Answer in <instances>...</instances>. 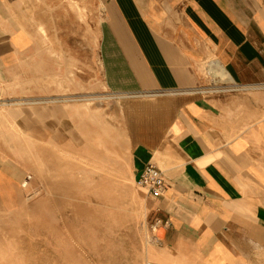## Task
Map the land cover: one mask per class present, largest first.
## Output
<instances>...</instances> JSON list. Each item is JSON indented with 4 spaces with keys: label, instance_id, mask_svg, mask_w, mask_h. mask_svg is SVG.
Wrapping results in <instances>:
<instances>
[{
    "label": "crops",
    "instance_id": "crops-1",
    "mask_svg": "<svg viewBox=\"0 0 264 264\" xmlns=\"http://www.w3.org/2000/svg\"><path fill=\"white\" fill-rule=\"evenodd\" d=\"M79 1L100 9L106 86L166 93L128 109L129 118L152 110L158 120L155 140L136 146L133 176L149 161L164 171L163 194L147 191L145 203L154 217L170 220L165 241L180 251L193 247L205 264L256 255L264 249V0ZM27 3L0 0V91L22 75L20 63L34 49ZM213 61L231 83L209 79L204 68ZM14 165L0 154L4 196L17 181Z\"/></svg>",
    "mask_w": 264,
    "mask_h": 264
},
{
    "label": "rangeland",
    "instance_id": "rangeland-1",
    "mask_svg": "<svg viewBox=\"0 0 264 264\" xmlns=\"http://www.w3.org/2000/svg\"><path fill=\"white\" fill-rule=\"evenodd\" d=\"M45 1L41 6V0H28L24 19L31 25L34 49L20 63L25 73L0 91V154L15 164L17 176L7 196L0 192V264H121L115 259L117 237L109 238L106 229L117 227L112 216H121L125 207L116 183L141 206L145 264H205L193 247H171L165 228L152 227L155 217L143 205L147 189L133 176L136 146L155 140L158 120L152 110L129 118L128 103L166 93L111 91L99 63V7L79 0H63L62 6ZM208 66L204 72L211 81L231 83L209 73ZM102 181L108 192L98 197L93 186ZM103 234L109 239L100 240ZM158 239L162 246L155 244ZM263 260L264 249L258 248L235 264Z\"/></svg>",
    "mask_w": 264,
    "mask_h": 264
},
{
    "label": "bare ground",
    "instance_id": "bare-ground-1",
    "mask_svg": "<svg viewBox=\"0 0 264 264\" xmlns=\"http://www.w3.org/2000/svg\"><path fill=\"white\" fill-rule=\"evenodd\" d=\"M43 25V24H42ZM42 30L44 29L46 31L45 26H41ZM46 36L48 37V34L46 33ZM102 57V56H101ZM101 57L99 54V63L100 65L102 64L101 62ZM104 67V66H103ZM209 71L211 72V74H213L214 76H222L223 79H227V78H232L230 73L227 71V69L219 62H211L209 64ZM80 70V69H79ZM87 73V72H86ZM240 89H246V87L244 88H240ZM236 90H239L236 88ZM249 97V96H248ZM102 99V98H101ZM247 100V99H246ZM44 101V100H43ZM94 101V100H93ZM247 106H252V104H250L251 102L247 100ZM130 105V103H129ZM128 105V109L130 108V106ZM253 107V106H252ZM124 118V117H123ZM120 125V124H119ZM125 127V126H124ZM126 131V129H125ZM117 147V146H116ZM103 151V150H102ZM98 152V151H97ZM66 156V155H65ZM102 156V154H101ZM100 156V157H101ZM104 157V155H103ZM111 157V156H110ZM99 158V157H98ZM105 159V158H104ZM112 159V160H111ZM110 161L115 162L118 165H121L122 163L120 161H118V159L114 160V158H110ZM109 168V167H108ZM89 169V168H88ZM110 171V170H109ZM92 174V173H91ZM106 177V176H105ZM90 179L88 175L84 174V181H90L88 180ZM98 179V178H97ZM92 180V179H91ZM92 181L89 182V184H91ZM88 184V185H89ZM93 186V185H92ZM93 193L98 196V197H102L104 195V192H108L107 190V185L106 183L100 182L99 184H95V186H93ZM117 191L122 193V197H123V201L119 202L120 204H124L123 206H125L122 211L120 213L121 216L115 214V216H112V220L115 219L116 223H117V227L114 228H110V227H106V229L108 228V230L110 231V237H112L113 234L116 235L117 240H118V247L116 249L117 251V255L118 257H116V261H120L121 264H145L144 263V258L146 255V248H145V244L140 232V228L138 226V222H139V218H140V214H141V206L138 205V203L129 195V193L127 192V190H125L124 188L122 189V187L120 186L119 183H116L115 185ZM114 187V188H115ZM130 187V186H129ZM119 194V193H118ZM118 196V195H117ZM144 208H146V203L144 201ZM27 218V217H26ZM32 220V219H31ZM25 223V222H24ZM30 223V222H29ZM28 223V224H29ZM33 223V222H32ZM28 226V225H27ZM22 227V226H21ZM21 227H16V229H21ZM17 229V230H18ZM29 230V229H28ZM20 231V230H19ZM24 231V230H23ZM28 232V231H27ZM30 232V230H29ZM31 234V233H30ZM107 235V233H106ZM3 236V235H2ZM20 236V235H19ZM109 236V235H108ZM107 236V237H108ZM6 237V236H5ZM33 237V236H32ZM38 237V236H37ZM104 236V234L100 237V240H107L109 238H107ZM24 238V237H23ZM22 238V239H23ZM35 239V238H34ZM11 241V240H8ZM24 241V240H23ZM4 243V242H3ZM149 243V242H148ZM155 244L162 246L163 240L158 239L157 242H155ZM5 245V244H4ZM150 246V245H149ZM47 249V248H46ZM49 249V248H48ZM153 249V248H152ZM22 250V249H21ZM18 252V251H17ZM37 252V251H36ZM39 252V251H38ZM148 252V251H147ZM7 253V252H6ZM36 254V253H35ZM46 254V253H45ZM51 254V253H50ZM49 254V255H50ZM23 255V254H22ZM114 255V254H113ZM148 255V254H147ZM42 256V255H41ZM52 256V255H51ZM50 256V257H51ZM54 256V255H53ZM56 256V255H55ZM109 256V255H108ZM45 257V256H44ZM107 257V256H105ZM104 258V257H103ZM109 258V257H108ZM102 259V258H101ZM110 259V258H109ZM27 260V259H26ZM103 260V259H102ZM115 261V262H116ZM256 261V260H255ZM264 261V260H263ZM262 261V262H263ZM109 262V261H108ZM114 262V261H113ZM112 262V263H113ZM251 262V261H250ZM258 262V261H257ZM30 263V262H29ZM110 263V262H109ZM252 263V262H251ZM28 264V263H27ZM34 264V263H33ZM106 264V263H105Z\"/></svg>",
    "mask_w": 264,
    "mask_h": 264
},
{
    "label": "built area",
    "instance_id": "built-area-1",
    "mask_svg": "<svg viewBox=\"0 0 264 264\" xmlns=\"http://www.w3.org/2000/svg\"><path fill=\"white\" fill-rule=\"evenodd\" d=\"M262 87H264V82L261 83ZM240 88H244L240 85H231L229 88L230 90H236ZM224 89V88H221ZM228 90V89H227ZM31 174H29L26 177V180L24 182H29V179L31 178ZM137 182L140 186L144 187L147 189V191L152 194L153 196H159L163 194L165 190V185H166V178L164 171L162 170L161 167H159L155 162L149 161L147 162L144 167L141 169L140 174L137 178ZM24 185V183H23ZM25 184L24 186H26ZM170 224L169 219H163L159 217L154 218V222L152 227L153 228H158V227H166Z\"/></svg>",
    "mask_w": 264,
    "mask_h": 264
}]
</instances>
